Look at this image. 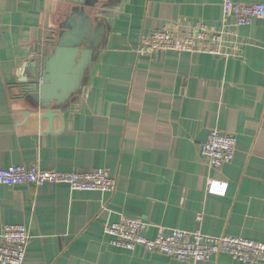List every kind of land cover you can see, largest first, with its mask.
I'll return each mask as SVG.
<instances>
[{
	"label": "crops",
	"instance_id": "1",
	"mask_svg": "<svg viewBox=\"0 0 264 264\" xmlns=\"http://www.w3.org/2000/svg\"><path fill=\"white\" fill-rule=\"evenodd\" d=\"M73 5L0 0V168H99L116 189L0 184V234L6 224L28 228L23 264H248L123 249L104 225L123 216L145 220L149 238L177 228L264 242V17L237 29L246 43L239 56L146 57L136 52L140 37L170 22L217 24L220 0H98L87 11L105 30L82 89L39 108L20 90L24 65L36 45L56 41ZM213 129L237 138L234 158L218 169L200 155ZM208 179L226 184L224 193H209Z\"/></svg>",
	"mask_w": 264,
	"mask_h": 264
},
{
	"label": "built area",
	"instance_id": "2",
	"mask_svg": "<svg viewBox=\"0 0 264 264\" xmlns=\"http://www.w3.org/2000/svg\"><path fill=\"white\" fill-rule=\"evenodd\" d=\"M222 16L217 24L203 21L170 22L160 29L140 37L136 52L150 57L161 52L207 53L224 59L239 56L244 39L237 29L249 25L255 18L264 17V3H239L220 0ZM237 138L231 133L213 129L200 144V155L214 169L234 158ZM65 184L71 190L112 193L116 179L103 169L61 172L43 169L38 164H16L0 168V184L34 185ZM209 193H224L226 184L212 179L207 181ZM200 220V216L197 218ZM148 223L139 218L123 217L106 223L104 233L113 246L127 250L141 248L148 254H163L178 261H204L228 254L248 264L264 262V242L232 235H210L200 229L172 228L158 232L154 238L145 235ZM31 235L23 224H6L0 234V264H23Z\"/></svg>",
	"mask_w": 264,
	"mask_h": 264
},
{
	"label": "water",
	"instance_id": "3",
	"mask_svg": "<svg viewBox=\"0 0 264 264\" xmlns=\"http://www.w3.org/2000/svg\"><path fill=\"white\" fill-rule=\"evenodd\" d=\"M71 2L74 5L56 41L46 40V45L35 46L37 56L25 63L29 73L20 78L22 95L39 108L62 106L80 92L85 72L104 34V23H95L87 11L98 0Z\"/></svg>",
	"mask_w": 264,
	"mask_h": 264
}]
</instances>
